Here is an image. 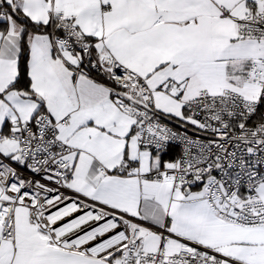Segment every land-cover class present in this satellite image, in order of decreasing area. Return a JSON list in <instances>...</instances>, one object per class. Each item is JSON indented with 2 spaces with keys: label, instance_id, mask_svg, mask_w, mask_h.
Returning a JSON list of instances; mask_svg holds the SVG:
<instances>
[{
  "label": "snow or ice",
  "instance_id": "snow-or-ice-1",
  "mask_svg": "<svg viewBox=\"0 0 264 264\" xmlns=\"http://www.w3.org/2000/svg\"><path fill=\"white\" fill-rule=\"evenodd\" d=\"M0 264H264V0H0Z\"/></svg>",
  "mask_w": 264,
  "mask_h": 264
}]
</instances>
